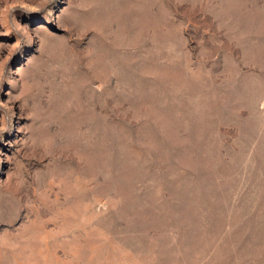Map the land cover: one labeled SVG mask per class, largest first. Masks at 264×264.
Listing matches in <instances>:
<instances>
[{"label": "rangeland", "instance_id": "rangeland-1", "mask_svg": "<svg viewBox=\"0 0 264 264\" xmlns=\"http://www.w3.org/2000/svg\"><path fill=\"white\" fill-rule=\"evenodd\" d=\"M0 264H264V0H0Z\"/></svg>", "mask_w": 264, "mask_h": 264}]
</instances>
